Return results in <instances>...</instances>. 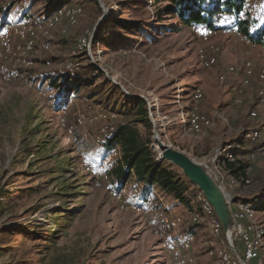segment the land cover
<instances>
[{"label":"rangeland","instance_id":"rangeland-1","mask_svg":"<svg viewBox=\"0 0 264 264\" xmlns=\"http://www.w3.org/2000/svg\"><path fill=\"white\" fill-rule=\"evenodd\" d=\"M157 1L70 0L68 6L49 14L45 0H0V20L8 8L0 31L5 24L56 17L51 30L34 37V49L23 58L4 51L0 59L10 78L7 81L0 74V264H172L182 257L179 241L187 234L184 226L190 225L188 213L198 210L194 199L186 205L155 189L162 210L151 204L140 208L133 204L142 189L134 178L119 198L109 186V177L103 179L105 168L115 160V147L104 153V139L117 125L133 120L128 113L104 107L111 85L105 87L102 77H97L94 85L65 100L63 110L55 108L58 92L50 86L51 81L61 83L67 74L77 76L79 67L89 61L97 68L93 76L101 73L125 97L145 101L152 129L139 124L137 129L144 139H151L156 159L154 136L194 162L211 165L215 150L239 141L242 131L250 128L244 121L259 109L256 73L264 69V44L240 42L214 30L206 43L201 42L192 29L163 12L165 2ZM112 19L138 24L137 30L122 33L125 50L111 52L93 42L101 23ZM46 41L50 48L43 51L41 44ZM9 43L21 44V40L11 36ZM211 45L217 64L203 68L197 52ZM246 61L254 72L247 87H241ZM229 85L235 96L221 97ZM195 89L201 91L197 102L192 99ZM190 113L204 115L212 125L194 134L185 127ZM218 124L224 129L215 134ZM105 126L113 129L102 130ZM259 130L264 140V129ZM220 139L227 141L219 144ZM249 158L253 160L246 161L248 187L230 195L239 192L241 200L255 205L248 222L262 227L264 234V150H251ZM170 170L183 174L174 166ZM162 212L179 216L181 226L165 232L158 220ZM192 233L196 241L189 264H216L206 256L207 228L198 225ZM218 245L224 246L222 238ZM194 248L199 252L193 254Z\"/></svg>","mask_w":264,"mask_h":264},{"label":"bare ground","instance_id":"bare-ground-1","mask_svg":"<svg viewBox=\"0 0 264 264\" xmlns=\"http://www.w3.org/2000/svg\"><path fill=\"white\" fill-rule=\"evenodd\" d=\"M250 5L252 7L251 10ZM263 5L264 0L245 1L243 4V8L237 14L236 18L233 19L227 18L225 15H223V13L217 11L214 14V22L215 26H217V32L222 36H233L235 38L237 37L240 42H244V37L241 36L238 32V24L242 20L247 19L248 33L253 35L254 37H260L264 41V15H262ZM206 6L211 7L209 3L206 4ZM64 9L66 8H63V10ZM62 12L63 11H58V14L61 15ZM68 13H70L72 16L75 15L73 11H69ZM58 14L56 16H58ZM55 18L56 17H43L41 21L20 23L17 25H3L0 31V59L3 58L4 51L12 52L13 57H18L16 59L23 58L24 54H27L34 49V37L38 34H46L47 31L53 28ZM203 29L208 28L205 25L196 26L192 28V32L193 35L200 39L201 42L206 43L210 36V30L204 31L203 33ZM233 29L235 32H232ZM11 36H15L20 39L21 44H10L9 41ZM41 47L43 51L48 50L50 48V42L46 41L42 43ZM197 58L203 68L212 67L213 65L217 64L216 48L211 45L207 50L199 49L197 52ZM253 72L254 69L251 62L246 61L243 68L241 87H247L248 79L251 77ZM0 74L5 80L8 81L10 79L2 67H0ZM256 79L260 84L256 95L257 103H259V109L253 111L249 115L251 118H249L251 121L250 128L242 131L239 141L234 143H224L220 145L215 150L210 167H207V164L204 163L200 164L204 168L206 174L209 175V177L212 179L214 184L220 185L222 193H226V195H229L227 205L230 216L233 218V221H240L241 224L245 225L246 236L249 237L252 251L255 252L254 263L264 264L263 229L255 223L248 222L253 220L255 214V205L238 199L234 201L235 197L230 195V191L236 190L240 187H248L249 181L244 176H234V174L226 168V164H232L237 168L240 167L238 164H236L237 162H240L236 154L238 151H242L243 144H245V146H253L254 144L257 145V143H259L254 149H257V151L264 150V140L260 139L262 138V135L260 134L259 130L260 128L264 129V69H260L256 73ZM220 80L222 81L221 78ZM237 93L240 95L242 93V90L238 89ZM200 97L201 91L199 89H195L192 92V99H194V102H197ZM235 100L237 103H241L240 97ZM252 120L254 121V123L252 122ZM211 125L212 121H209L204 115L200 116L198 113H190L185 127L194 134H199L200 132L203 133L204 131H206ZM98 140L99 138L97 139V142ZM113 147H115L113 153L115 156V160L119 159L120 148L116 144L111 148ZM157 148L158 147L156 145L159 159L161 153ZM240 163L243 164L242 162ZM97 166L98 168L102 169V163L98 164ZM92 170L93 168L91 167L90 171ZM103 179H108L106 171ZM96 183L99 182L96 181ZM122 191L117 193V198L121 196L120 194H122ZM193 199L198 205V210L196 212L188 213L187 222L192 226L203 225L209 231L210 239L204 241V245L207 246L206 256L209 259L215 260L216 264L233 263V254L230 249L229 237H227L226 233L223 232L222 224L215 214L213 207L208 203L202 192L199 190L195 192ZM135 209L139 211L138 207H136ZM158 220L161 223V226L164 228V231L167 233L175 231L181 226V218L177 215H170L167 212H162L161 214H159ZM222 234L224 235L223 247L218 245L219 238H222ZM163 235V238L165 240L166 233H163ZM195 241L196 236L194 235V233L190 232L184 235L179 241V251L182 257L179 256L178 258H175L172 264H189L191 261L189 259L190 251ZM239 257L246 258V249H239Z\"/></svg>","mask_w":264,"mask_h":264},{"label":"trees","instance_id":"trees-1","mask_svg":"<svg viewBox=\"0 0 264 264\" xmlns=\"http://www.w3.org/2000/svg\"><path fill=\"white\" fill-rule=\"evenodd\" d=\"M69 1L70 0H45L47 13L50 14L62 6H68ZM245 1L246 0H158L157 2H165L167 4L163 12L166 15L175 17L179 25L189 29L205 25L211 31L216 27L214 14L217 11L223 13L227 18H236L237 14L243 8ZM91 2L95 3V0H91ZM208 3L211 7L206 6ZM7 10L8 8H6L2 14L3 17L0 20L2 24L7 21L5 17ZM247 25V19L242 20L238 24V32L244 37L245 41L257 45L264 44V41L260 37H254L248 33ZM137 29L138 24L135 22H128L122 19L108 20L101 23L93 42L94 44L98 43L103 49L110 50L111 52L122 51L128 46L126 38L123 37L122 33H129ZM86 59L88 60V58ZM96 71L97 68L88 61L84 66L79 67V71L75 73L78 74L77 76L71 77V75L67 74L66 78L61 79V83L51 81L50 86L51 90L55 89L58 92L56 99L58 103L55 108L57 110H63L66 101H69L71 95H78L82 87L94 85L96 78L100 76L103 79L105 87L111 85L107 96L108 101L106 104H103L104 107L112 108L111 111L128 113L133 117L132 121L117 125L113 132L104 139V153L115 144L120 148L119 159L110 162L105 168L109 177V186L111 190L114 192L123 190L128 181L134 178L135 182L142 187L139 197L133 201L135 206L147 208L149 204H151L155 206H153L154 208L162 210L155 197V189H160L167 195L173 197L176 201L189 205L190 200L193 199L198 189L191 184L183 174L173 173L170 170L173 165L164 160H157L156 155L150 148L151 139L149 137L144 139L137 129L138 124L142 125L148 131L152 129L145 101L138 98L129 99L125 97L121 90L106 79L103 74L98 73V75L93 76ZM96 90L97 89H91V92ZM113 96H115V98H113ZM258 144L259 143H257V145ZM257 145L254 144V147L252 145H247V149L253 150ZM236 164L240 167L237 168L232 164H226V168L233 173L234 176L240 175L245 177L247 165H243L240 162ZM184 227L187 233H190L193 232L195 226L189 225ZM222 239L224 240L223 234Z\"/></svg>","mask_w":264,"mask_h":264},{"label":"water","instance_id":"water-1","mask_svg":"<svg viewBox=\"0 0 264 264\" xmlns=\"http://www.w3.org/2000/svg\"><path fill=\"white\" fill-rule=\"evenodd\" d=\"M118 86V85H117ZM135 98H141L139 96ZM154 142L160 150V160L167 161L174 167L181 170L187 180L193 184L199 191L202 192L208 203L213 207V210L219 218L224 233H229L231 230V216L228 209V205L216 187L212 179L206 174L204 168L194 162L191 158L184 153L170 148L154 136ZM243 261L242 257H239Z\"/></svg>","mask_w":264,"mask_h":264},{"label":"built area","instance_id":"built-area-1","mask_svg":"<svg viewBox=\"0 0 264 264\" xmlns=\"http://www.w3.org/2000/svg\"><path fill=\"white\" fill-rule=\"evenodd\" d=\"M262 15H264V5H263V12ZM210 29H203L204 31H207ZM214 31H217V26L213 29ZM232 32H235L234 29ZM203 35V34H202ZM264 48V47H262ZM98 118L102 120H107L110 117H104L97 115ZM111 124V122H110ZM113 129L112 126H105L102 130H108ZM210 166V165H209ZM207 164V167H209ZM209 176V175H208ZM97 182H100V178L97 176ZM216 187L219 189V191L222 193L220 185H216ZM226 203L228 202V196L226 193H222ZM232 224H231V230L229 233H226L227 237H229V244L230 249L233 254V263H224V264H256L254 263V254L255 252L252 251L251 244L249 241V237L246 236V227L244 224H241L240 221H233V218L231 217ZM239 249H246V258H242L243 261L239 258Z\"/></svg>","mask_w":264,"mask_h":264},{"label":"crops","instance_id":"crops-1","mask_svg":"<svg viewBox=\"0 0 264 264\" xmlns=\"http://www.w3.org/2000/svg\"><path fill=\"white\" fill-rule=\"evenodd\" d=\"M225 66V65H224ZM221 70L223 71L224 70V68L222 67L221 68ZM233 86H231V85H229V89H228V91H226L225 90V92L223 93V95L221 96V97H226V98H230V96L231 95H234L235 96V91H234V89L232 88ZM249 97L250 96H247L246 97V102H247V104H250V101H249ZM228 100V99H227ZM224 101H226L225 99H224ZM250 106V105H249ZM223 113L224 114H226L224 111H223ZM249 119V118H248ZM248 119L246 118V120L244 121V124H245V126H247V125H249V127L251 126V121H249L248 122ZM250 120V119H249ZM224 129V126H223V124H218L217 125V128H216V133L215 134H218L219 133V131H221V130H223ZM219 138L221 137V136H218ZM227 138H229L230 140H234L233 139V137H232V135H230L228 132H227V136H226ZM224 141L226 142L227 140H225V139H220V141H219V144L221 143H224ZM197 146V145H196ZM198 146H201V145H198ZM251 152V150L250 149H247V146H245V144H243V146H242V151H238L237 152V156H238V160H240L242 163H244V165H246V161H249V160H253V159H250L249 158V153ZM259 156V155H258ZM245 160V161H244ZM246 171H247V169H246ZM245 174L247 175V173L245 172ZM237 190V189H236ZM234 197H235V199H238V200H241V198H242V196H240V194H239V192H237V194H234ZM197 250L194 248L193 250H192V252H193V254L196 252ZM197 252H199V251H197ZM203 254L205 253V252H202ZM202 257H204V258H206L205 257V254L202 256ZM195 259V258H194ZM196 260H197V258H196ZM195 260V261H196ZM207 261H209V260H207ZM212 264H213V262H211Z\"/></svg>","mask_w":264,"mask_h":264},{"label":"snow or ice","instance_id":"snow-or-ice-1","mask_svg":"<svg viewBox=\"0 0 264 264\" xmlns=\"http://www.w3.org/2000/svg\"><path fill=\"white\" fill-rule=\"evenodd\" d=\"M222 23H223V21H222Z\"/></svg>","mask_w":264,"mask_h":264}]
</instances>
